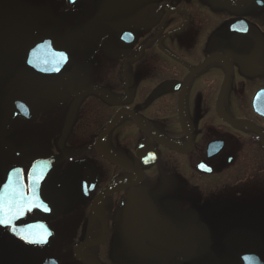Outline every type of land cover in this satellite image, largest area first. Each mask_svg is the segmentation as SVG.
I'll return each mask as SVG.
<instances>
[{
  "label": "flooded vegetation",
  "instance_id": "flooded-vegetation-1",
  "mask_svg": "<svg viewBox=\"0 0 264 264\" xmlns=\"http://www.w3.org/2000/svg\"><path fill=\"white\" fill-rule=\"evenodd\" d=\"M90 1L87 13L111 27L86 62L57 68L0 48V86L12 83L3 91L16 116L15 137L0 119V183L20 167L30 199L17 232L48 226L50 244L35 249L58 264H81L75 249L93 242L101 244L76 251L90 264H217L220 240L227 262L238 248L234 264H244L238 226H264V0H130L124 13L118 0ZM51 157L37 189L42 172L29 169Z\"/></svg>",
  "mask_w": 264,
  "mask_h": 264
},
{
  "label": "water",
  "instance_id": "water-1",
  "mask_svg": "<svg viewBox=\"0 0 264 264\" xmlns=\"http://www.w3.org/2000/svg\"><path fill=\"white\" fill-rule=\"evenodd\" d=\"M76 1H79V3L77 4L79 7L78 10L62 12L60 11L50 15L42 25L36 43L30 47L31 53L42 57L47 63L56 67H74L90 59L97 47L99 40L111 27V23H109L101 13L96 12L93 15H88L85 10L81 9L83 5L82 0H66V4L67 6L72 7L74 6ZM53 2L54 0H38L37 9L41 10L43 8H46ZM129 35L130 34L127 32L120 33L121 37H127ZM260 95H262V93L259 94L257 100L259 99ZM115 121L116 119L113 120L112 124L105 130V132L102 133L100 138H98L97 143L110 129ZM227 121L232 123H240L239 121L230 119H227ZM160 143L172 149H176L168 144H164L163 142ZM100 153L110 161L112 160L109 155L103 152ZM55 161L56 157H51L49 159L36 161L31 166L29 170V176L42 171V176L37 181V189H39L41 181L54 167ZM88 168H90L89 175L91 183L93 181V174L89 164ZM22 174V169L20 167L12 166L6 171L5 180L0 185V192L5 193V207L3 215L0 216V219L6 221V223H0V231L5 232L11 238L19 240L26 245L32 247H45L50 244L53 237L52 232L47 226H23V230L29 227L31 228V230H33L31 237L28 233L22 235L17 232L20 231V227L16 226V222H19L20 220L22 221L27 212L31 213L29 204H27L30 199H28L23 193L24 188L23 181L21 179ZM16 184L20 186L19 199L21 201V205L19 206V211H16V189H18L16 188ZM28 184L30 186L32 182L29 181ZM9 193H14V196L11 197V209H9L8 206ZM33 196L37 197V199L39 198V195L37 196V192L33 193ZM49 213L52 216L50 219L57 216V211L52 206L49 207ZM191 227L192 230H195L197 228V226ZM99 244L101 243L93 242L77 247L75 249V253L73 254L74 258L81 264H90L88 262H85L82 258H79L76 254V251L83 247H90ZM225 245H227V241L220 240L211 247L212 251L216 254L217 263L234 264L239 256L238 248L227 249L226 258L230 259L229 262H227L224 255L216 250V248H221ZM236 245L238 246V244ZM41 264H57V262L52 258H48L43 260Z\"/></svg>",
  "mask_w": 264,
  "mask_h": 264
},
{
  "label": "rangeland",
  "instance_id": "rangeland-1",
  "mask_svg": "<svg viewBox=\"0 0 264 264\" xmlns=\"http://www.w3.org/2000/svg\"><path fill=\"white\" fill-rule=\"evenodd\" d=\"M37 1L38 0H0V48L4 46L16 47V52H18L20 55L22 54V57L27 56L26 59L28 58L29 55H27L28 52L25 48L32 43L34 36L37 35L36 33H38L39 24H41V22H43V20L50 13L56 11V8L61 6L58 1L44 10L37 11ZM127 2H130V0H118L116 2L118 5L117 9L124 13L126 9L130 8V6L126 5ZM90 6L94 7L95 4L93 1L89 0V8L87 6L86 7L90 9ZM140 8L141 10L143 9L142 7L132 6L133 10H138ZM18 36L19 39L16 40V37ZM23 60H25V58ZM19 62H21V58L16 56V63L18 64ZM20 75L22 76V74ZM18 79L19 75L16 71V81ZM6 82L7 83L5 84H9L11 87L12 83L7 80ZM5 84L2 85L3 87L0 86V119H2L5 130L8 131V136L15 137L13 133L16 132V116L14 114L12 115L13 109L10 103V95L12 94V91L4 93L3 88H8L5 86ZM25 88L22 85V88L20 87L18 89L19 94L15 93L16 95L22 97L21 102L24 103V107L27 101L23 94ZM7 96H9V99ZM27 111L28 107H26L25 110H22V116L26 115L28 113ZM22 116H20L21 120L25 121ZM5 136L7 139H9L7 135ZM12 140L11 142H14V140ZM93 140L94 137L89 135L86 144L92 143ZM8 164L11 165L9 162ZM252 199L251 204H254L255 200L252 202ZM258 200L259 209H262L264 206V198H259ZM249 208L252 209V212L249 211ZM245 209H248V212L251 213V215L255 212L253 207H250L247 202H245ZM212 212L218 216V210L216 208L215 211L212 210ZM257 213H260V211L257 210ZM207 214V212H204V215L201 214L199 217L200 221H198L201 225L202 223H205L206 225L202 226L203 235H205L206 230H210L211 228V226H207V223L210 219V216ZM247 220L248 218H246V222H248ZM214 222L215 221H213V224ZM238 227L240 229L236 228L235 226L231 228L238 229L239 232L241 231V239L244 240L243 244L245 248L242 254L244 258L246 257L244 264H251L252 262L257 264L256 260H260L261 263H264V226ZM191 237L197 240L203 239L200 238V234H192ZM57 249H59V247H57ZM43 255V251L40 249L25 248L24 246L17 244L16 240L9 238L6 234L0 231V264H39ZM205 258L206 256L202 257V262L205 261ZM71 264H74V262Z\"/></svg>",
  "mask_w": 264,
  "mask_h": 264
},
{
  "label": "snow or ice",
  "instance_id": "snow-or-ice-1",
  "mask_svg": "<svg viewBox=\"0 0 264 264\" xmlns=\"http://www.w3.org/2000/svg\"><path fill=\"white\" fill-rule=\"evenodd\" d=\"M12 196H14V193H9L8 194V197H9V200H8L9 209H11V204H12L11 197ZM4 207H5V193L0 192V216L3 215ZM0 223H6V221L0 219Z\"/></svg>",
  "mask_w": 264,
  "mask_h": 264
}]
</instances>
